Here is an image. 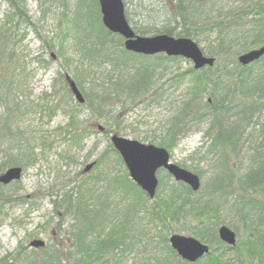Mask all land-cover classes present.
Masks as SVG:
<instances>
[{"label":"trees","instance_id":"trees-1","mask_svg":"<svg viewBox=\"0 0 264 264\" xmlns=\"http://www.w3.org/2000/svg\"><path fill=\"white\" fill-rule=\"evenodd\" d=\"M6 1L11 12L0 23L1 62L5 59V48L14 40L12 28L6 24L20 16L14 11L19 4ZM87 1L77 0L78 9L84 12L78 11L82 20L73 34V42L87 70L102 67L107 74L98 84L91 83L86 91L81 85L88 77H83L86 69L76 67L70 78L84 98L82 104L74 105L86 106L96 120L92 122L96 127L110 107L123 106L121 99L135 102L145 98L158 69L180 57L144 56L126 51L122 37L103 27L97 0L90 4ZM122 1L128 20L129 4L141 7L146 0ZM155 1L159 10L155 7L150 15H159L158 26L131 27L136 34L187 37L197 44L201 42V51L215 59L212 66L197 70L190 67L176 76L174 84L187 80L188 98L166 120L160 140L150 141L170 152L177 133L188 122L208 123L205 139L200 143L204 144L198 148V151L205 148L199 159L208 154L217 157L204 192L192 191L186 184L173 181L160 196L158 178L156 193L149 199L128 178L119 154L108 143L96 157L90 173L80 175L73 186L51 200L54 213L51 221L55 219L52 228L63 232L65 240L40 250L22 247L1 257L0 264H119V258L135 245V236L141 233L144 219L145 225L152 223L158 228L159 241L146 240L140 244L137 254L143 264H226L220 258L227 251L233 252L234 264H264V126L260 130L263 134L260 142L249 156L253 165L241 177L232 166L239 138L249 135L248 126L264 108V55L245 66L236 60L241 52L264 43V0ZM154 5L150 4L151 8ZM225 8L228 13L222 14ZM92 18L97 20L99 29L83 32ZM4 68L8 69L6 65ZM64 88L71 97L67 85ZM203 95V104H196ZM77 115L75 109L69 111L67 130L70 139L80 143L92 130L83 127L76 120ZM5 123L6 119L0 124L1 136ZM100 125L104 136L116 133L107 121ZM1 145L0 173L9 166L33 163L29 153L19 163V156ZM116 166L121 167L122 174L116 173ZM194 173L200 178V172ZM7 186L0 184V189ZM9 198L0 194V205L23 200ZM223 212H232L235 219L234 246L226 245L217 236V226L226 222L220 218ZM172 233L196 237L208 245V253L194 262L182 260L168 244V235Z\"/></svg>","mask_w":264,"mask_h":264},{"label":"rangeland","instance_id":"rangeland-1","mask_svg":"<svg viewBox=\"0 0 264 264\" xmlns=\"http://www.w3.org/2000/svg\"><path fill=\"white\" fill-rule=\"evenodd\" d=\"M11 2L19 4L14 11L20 16L17 21L14 19L11 24H6V27L12 28L14 40L5 48V59L0 61V124L6 119L0 143L1 148L7 147L11 149L10 153L19 156V163L24 162L20 158L28 153L33 163L23 165L20 180L0 189L2 196L23 198L0 205V258L22 247L29 250L28 243L34 238L42 239L47 247L65 240L63 232L52 228L55 219L51 221L54 214L51 200L73 186L80 175L90 173L91 170L82 173V169L87 163L95 161L109 143L111 135L106 137L93 127L92 122L96 120L91 111L86 106L76 107L73 96L69 97L64 88V76L72 77L76 67L86 69L83 77H88L81 82L83 91L88 90L91 83L98 84L107 74L102 67L87 70L85 60L76 51L72 37L82 20L78 11L81 14L84 12L78 9L77 0ZM87 2L90 4L92 0ZM157 3L146 0L141 7L129 4L127 21L130 26H158L159 15H150ZM150 4L155 5L151 8ZM9 12V3L0 0V23ZM221 13L227 14L228 9H223ZM77 17L78 20L75 19ZM98 29L97 20L92 18L83 32ZM197 45L203 46L201 42ZM8 49L11 51L6 55ZM5 65L8 69L4 68ZM190 67L192 62L182 57L168 62L158 69L145 98L135 102L121 99L123 106L110 107L109 112L103 114L105 118L97 123L107 121L116 132L113 134L128 139L157 142L164 134L166 120L188 98L187 80L175 84L174 80ZM204 99V95L201 96L196 104L202 105ZM73 109L78 113L76 120L92 130L80 143L72 141L67 130L68 113ZM257 115L258 119L246 130L251 137L247 139V134L241 135L237 154L233 156L232 166L238 177L250 168L249 156L263 135L260 130L264 126V108ZM207 126L206 122H188L177 133L176 144L169 152L173 163L192 172H200L201 193L212 177L217 157L208 154L203 160L199 159L205 150L198 151V148L204 144L200 143L205 139ZM1 156L0 160L3 159ZM115 171L122 174L119 166L115 167ZM157 176L161 181L158 190L161 196L174 180L163 170L157 172ZM220 218L233 229L235 219L232 212H223ZM146 221H142V231L135 236V245L119 258V264H143L137 254L140 244L146 240L153 243L159 241L158 228H154L152 223L145 225ZM220 259L226 264H234L235 261L232 251L223 253Z\"/></svg>","mask_w":264,"mask_h":264},{"label":"water","instance_id":"water-1","mask_svg":"<svg viewBox=\"0 0 264 264\" xmlns=\"http://www.w3.org/2000/svg\"><path fill=\"white\" fill-rule=\"evenodd\" d=\"M98 5L102 25L108 31L116 33L124 39L123 47L126 51L142 55L163 53L166 56L182 57L190 60L196 70L214 64V57L203 54L197 43L190 38L173 37L164 33L151 36L135 34L125 18L122 0H98ZM263 55L264 43L240 53L237 56V62L241 66H245ZM66 82L74 99L78 103H83L84 98L75 82L69 76H66ZM97 128L98 130L102 129L100 125ZM110 143L119 153L129 178L146 192L149 198L155 194L158 185L156 172L159 169L166 170L175 181L188 185L192 191L199 189V177L171 162L169 153L165 148L128 139L117 134L110 135ZM93 164L94 162L88 163L83 171L87 172ZM21 174L22 168L20 166H10L0 173V184L7 185L17 181ZM217 235L219 240L229 246H233L236 242L234 231L224 224L217 227ZM168 243L176 254L187 262L196 261L209 250L207 244L192 236L181 234H171ZM44 244L41 239H32L29 242V246L33 248L43 247Z\"/></svg>","mask_w":264,"mask_h":264}]
</instances>
